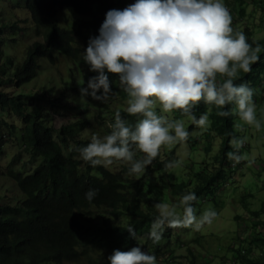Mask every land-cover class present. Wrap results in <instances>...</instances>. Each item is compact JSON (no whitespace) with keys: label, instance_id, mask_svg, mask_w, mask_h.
Listing matches in <instances>:
<instances>
[{"label":"trees","instance_id":"trees-1","mask_svg":"<svg viewBox=\"0 0 264 264\" xmlns=\"http://www.w3.org/2000/svg\"><path fill=\"white\" fill-rule=\"evenodd\" d=\"M18 1L28 11L34 34L42 37L43 41L30 43L24 59L19 63L14 56L7 57V51L15 44L22 28L17 26V22L7 25L8 2L2 3L0 0V158L7 159L0 174L7 175L21 193L20 198L11 203L4 202L10 194H6V191L0 194V264H67L79 263L80 260L91 264V261L94 262L91 252L106 251L108 254L116 249L128 251L135 246L158 256V245L152 242L149 235H145V232H150L151 223L157 215L154 205L162 202L160 195L165 199L170 196L176 203L189 191L195 192L197 201L201 200V196L216 195L229 172L224 168L230 162L227 153L233 151L229 141L233 136H241L240 131L234 128V117L237 115L219 116L217 112L223 109L201 102L193 109L197 118L202 113L209 114V126L201 130L178 110L168 114L183 119L189 132L194 128L195 135L185 142L189 144V150L201 148L203 136L209 140L204 150L211 152V156L207 157L205 163L198 165L191 160L186 164L184 159L175 156L176 160L181 161L180 166L188 170L186 177L182 171L172 180L171 173L166 170V164L173 160L177 148L175 145L169 155L160 158L159 154L154 163L140 174H129L128 165L114 173L103 165L93 166L82 157L78 160L79 149L89 143L88 139L81 136L89 125L87 118H72L58 128L54 127L52 121L55 114L62 116L67 109H72L71 106L75 108L76 105L63 100L62 93L54 101L49 99L51 105L47 107L22 91L9 92L6 89L10 86L19 87L38 76L41 66L38 59L52 62L55 53L82 63L79 68L76 67V72L89 66L80 54L77 39L83 38L88 43L90 37L99 35V28L109 10H123L135 0ZM250 2L259 4L264 11V5L257 0H224L232 15V27L244 32L253 46L255 43L261 46L259 61L252 65L251 72H241L240 79L236 81L248 83L254 89L253 99H260L264 97V37L254 38L251 26L239 22L240 18L247 17L246 6ZM57 6L67 9L71 18L68 26L58 25L55 16ZM260 20L263 21V18ZM91 75L93 73L89 71L83 80L73 76L69 89L76 86L79 80L86 83ZM109 78L112 82L109 98L127 99L118 76L109 74ZM232 107L230 105L229 109ZM116 111H120L133 127L140 119L138 116H129L118 105L111 111L109 120L104 121L108 134V125L114 122ZM8 115L16 116V120L10 122ZM7 145L19 150L9 156ZM22 153L29 159H23ZM138 158H142L141 155ZM159 172L165 173L167 185L153 183V176L161 180ZM90 189L97 190L91 202L85 198V193ZM10 198L13 199L12 195ZM95 209L96 217L89 212ZM262 212L256 210L252 214L259 216ZM129 225L135 230V239L127 232ZM254 226L260 230L252 234L247 244L241 238L239 243L231 245L232 258L237 259L232 264H264V251L258 252L263 250L258 248L264 243V218ZM166 231L171 234L165 233L167 245L170 246L169 238H177L178 232L170 228ZM176 246L177 242L173 241L172 247L164 250L157 261L183 264V261H178L180 257L173 256ZM188 255L189 261L185 264H197V254L191 250ZM223 264L226 263L223 261Z\"/></svg>","mask_w":264,"mask_h":264},{"label":"clouds","instance_id":"clouds-1","mask_svg":"<svg viewBox=\"0 0 264 264\" xmlns=\"http://www.w3.org/2000/svg\"><path fill=\"white\" fill-rule=\"evenodd\" d=\"M60 7L67 15L68 11L64 6H57L55 10L58 25L64 27L57 16ZM68 19L71 22L69 16ZM232 24V15L223 0H135L123 10H109L99 28V35L90 37L84 50V59L89 65L86 67L93 75L79 92L82 97L106 101L112 94L109 74L118 76L127 96V114L140 119L133 127L120 111H116L114 122L108 125L110 133L103 137L93 134L91 141L79 149L82 159L107 169L114 161L125 162L130 165L129 174H140L158 157L162 147L184 144L189 138L184 120L168 114L178 110L198 128L209 126L207 112L199 118L193 114V109L201 102L223 109L217 112L219 116L237 115L242 122L234 124L237 131H243L244 125L259 131L261 121L257 118L254 89L246 82L236 81L241 72H251L262 49L258 43L253 42L255 46L249 43L245 33L235 30ZM230 105L233 106L231 109ZM247 140L246 135L230 139L233 151L228 152L227 157L234 164L247 161L251 165L254 162L247 153L240 151ZM137 152L143 154L142 158H137ZM180 163V160L171 161L166 167H179ZM96 195L97 190L90 189L85 198L91 202ZM203 198L207 199L201 196L197 201L195 192L189 191L178 203L157 202L154 205L157 215L150 232L145 235L158 245V256L168 250L164 231L170 228L178 233L177 238L169 236V240L173 238L177 246H182L183 242L188 246L185 260L191 250L197 254V264L211 259L207 257L210 254L198 251V247H189L190 242L200 243L196 240H200L198 235H191L186 239L189 242H185L180 239L181 231L174 229L199 231L213 223L218 215L215 209H205L199 217L196 214ZM4 200L10 202L12 199L6 196ZM258 210L263 211V208ZM252 211L256 210H250L251 214ZM262 213L254 215L256 222L264 218ZM245 227L250 228L252 234L260 230L252 225ZM127 232L135 239L136 233L131 225ZM237 232L241 234L240 230ZM239 234L236 243L243 238ZM259 249H263L259 253L264 251V243ZM156 256L135 246L128 251L116 249L113 253L108 252L104 262L166 264L158 262Z\"/></svg>","mask_w":264,"mask_h":264},{"label":"rangeland","instance_id":"rangeland-1","mask_svg":"<svg viewBox=\"0 0 264 264\" xmlns=\"http://www.w3.org/2000/svg\"><path fill=\"white\" fill-rule=\"evenodd\" d=\"M258 1L261 5H264V0H257V2ZM5 2H8V7L6 8L7 25L10 22H17V26L22 28L16 36L15 44L7 51V57L12 55L15 57L17 63H19L24 59L25 50L29 44L36 40L43 41V39L42 37L34 34V28L28 18V11L26 8L25 10L23 9L24 6L22 5V2H19L18 0H2V3ZM246 13L247 17L240 18L239 22L241 24H249L251 26L254 30V38L264 37V11L260 8L259 4L254 5L250 2L246 6ZM57 16L59 22L64 26H68V24H70L68 15L62 7L58 9ZM261 17L263 18V21L260 20ZM77 42L80 45V54L84 57V50L86 49L88 43L83 38L77 39ZM7 47L9 48L8 42ZM38 62L41 65V72L39 71L38 76L19 87L10 86L6 90L9 92L22 91L27 95H31L37 103L43 104L47 107L51 105L49 104V99H53L54 101L62 93L61 97L65 98L63 100L69 101L76 106L75 108L71 106L72 109H67L65 114L62 116L55 114L52 117L54 127L58 128L60 125L75 117L79 119H83L85 117V119L87 118L89 125L82 132L81 136L84 139H88L90 142L93 134L100 137L107 135L108 132H106V124H104V121L109 120L111 111L116 109L118 105L126 110L127 99L113 100L114 98H108V100L102 104L104 101L95 100L90 96L82 97L79 89L80 87H84L86 85L85 82H82L81 80L77 81L76 86L69 89L70 81L73 76L76 77V79L81 78L83 80L90 71L88 67H82L80 68V72H76V67L79 68L82 65L80 62L71 61L58 53H55L54 61L52 62L47 59H38ZM43 92L45 94H41ZM42 95H44L43 98L41 97ZM118 101L119 104H116ZM254 101L257 105V118L261 121V129L257 131L252 127L244 125L243 131H240L241 136L246 135L248 137L246 142L247 146L243 147L240 151L241 153H247L249 159H252L254 162L249 165L247 161H243L240 167L230 172V175L227 176V181L223 183L221 189L218 190L215 197L213 194H209L207 195V199H202L200 205L198 206L199 208L196 209V214L199 217L205 209H215L218 215L211 225L205 226L199 231L194 230L193 228H174L175 230L181 231L180 239H185L183 240L185 242H189L186 239L193 234L200 237L199 244L190 242L188 245L191 248L198 247V251L201 250L202 253L210 254L207 257L211 259H209L206 264H223V261L226 264H232L233 261H237V259H232L231 256V244L236 243V241L240 238L238 237L239 233L237 230L241 231V234L239 235L243 236V242L248 243L250 236L252 235V230L250 228H246L245 226H254V223L257 221L256 217L251 214L250 210L263 208L264 211V97L254 99ZM3 115L6 114H2V116ZM7 117L10 122L16 120V116L8 115ZM234 118L235 124L238 122L242 123L239 121L238 116ZM193 129L189 132V138L195 135ZM195 129H197V127ZM215 138L216 136L213 137L212 140ZM207 142L208 139L203 136L200 142L201 148H198L195 151L189 150L190 146L188 143L175 145L177 148L173 153L172 161L176 160V156V158L184 159L186 164H189L191 160H194V162L198 165L205 163L207 157L211 156V152L204 150V146H207ZM7 146L9 156L15 154V152L19 150L18 148H14L10 145ZM172 146L162 147L160 151V158H164L169 155L172 150ZM215 150L216 149H214V151ZM140 155L142 157L143 154L137 152V158ZM21 157L25 160L29 159L24 153H22ZM6 161V158H0V169L4 167ZM153 163L154 160L150 165ZM30 164L33 165L32 163ZM126 165L128 164L125 162L114 161L112 165L107 167L109 170L111 169L112 171H116ZM166 170L171 173L172 180L182 171H184L183 175L186 177L188 171L185 166L182 165L174 168L167 167ZM159 175L161 180L153 176V183L156 184L157 182H160L167 185L168 181L165 173L159 172ZM0 187V194H3V192L6 191V194L12 195V202L20 198V191L7 175L4 176V174H0ZM10 195L7 197L10 198ZM160 199L162 202H167L169 204L176 203V201H173V198L170 196L165 199L164 196L160 195ZM89 212L90 215L96 217V209L94 211L90 210ZM236 215L241 218H236ZM261 217H264V212L261 214ZM164 232L167 234L169 231ZM172 244L173 238L170 239V246H168V249L172 247ZM162 246H164V243ZM187 247V244L183 242L182 246H176L173 249V256L180 257V260L178 261H183V264L189 261L188 258L185 260ZM90 256L94 259V262L91 261V264H107L103 260V258L107 256L106 251L99 253L91 252ZM67 264L88 263L85 260H80L79 263L68 262Z\"/></svg>","mask_w":264,"mask_h":264},{"label":"bare ground","instance_id":"bare-ground-1","mask_svg":"<svg viewBox=\"0 0 264 264\" xmlns=\"http://www.w3.org/2000/svg\"><path fill=\"white\" fill-rule=\"evenodd\" d=\"M245 146H247V143L244 145V147ZM243 163V161L241 162V163H239V164H234V162L233 161H231L230 160V162L228 163V164H226L225 166H224V168L225 169H227L229 172H228V174H230V172L231 171H234L236 168H238V167H240V165ZM1 188V187H0ZM221 188H219V190H220ZM218 192V191H217ZM217 192H216V194H217Z\"/></svg>","mask_w":264,"mask_h":264},{"label":"built area","instance_id":"built-area-1","mask_svg":"<svg viewBox=\"0 0 264 264\" xmlns=\"http://www.w3.org/2000/svg\"><path fill=\"white\" fill-rule=\"evenodd\" d=\"M229 9V8H228ZM264 93V92H263Z\"/></svg>","mask_w":264,"mask_h":264}]
</instances>
